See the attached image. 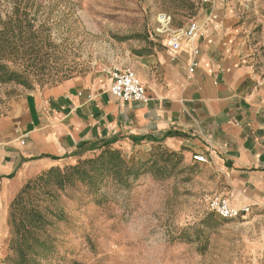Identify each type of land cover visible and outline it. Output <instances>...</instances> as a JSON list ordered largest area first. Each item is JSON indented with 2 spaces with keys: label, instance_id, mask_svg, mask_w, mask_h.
<instances>
[{
  "label": "rangeland",
  "instance_id": "1",
  "mask_svg": "<svg viewBox=\"0 0 264 264\" xmlns=\"http://www.w3.org/2000/svg\"><path fill=\"white\" fill-rule=\"evenodd\" d=\"M202 3L0 0V63L21 80L0 81V106L27 91L131 68L151 38H165L159 14L170 15L175 30L193 21ZM261 32L257 22L247 60L264 78ZM104 149L61 168L84 162L86 176L27 181L32 186L14 216L28 218V231L14 233L10 207L0 264H23L24 253L25 264H264V217L252 209L245 218L213 212L208 199L220 194L222 181L208 162L161 145L134 146L118 149L124 162L117 176L93 161Z\"/></svg>",
  "mask_w": 264,
  "mask_h": 264
},
{
  "label": "crops",
  "instance_id": "2",
  "mask_svg": "<svg viewBox=\"0 0 264 264\" xmlns=\"http://www.w3.org/2000/svg\"><path fill=\"white\" fill-rule=\"evenodd\" d=\"M262 14L264 0H203L192 19L198 35L178 52L167 35L151 38L130 63L147 102L113 95L110 75L27 91L0 106V243L28 180L107 147L161 145L188 161L203 154L218 171L220 194L262 219L264 78L247 60L257 22L264 38Z\"/></svg>",
  "mask_w": 264,
  "mask_h": 264
},
{
  "label": "built area",
  "instance_id": "3",
  "mask_svg": "<svg viewBox=\"0 0 264 264\" xmlns=\"http://www.w3.org/2000/svg\"><path fill=\"white\" fill-rule=\"evenodd\" d=\"M171 21L170 15L166 13L159 14L160 30L167 32L166 46L172 53H176L182 48L184 40L191 41L196 38L200 30V24L197 20H193L187 27L172 30L170 29ZM111 76L113 82L110 91L116 97L137 102H147L149 100L145 85L132 68L126 67L114 70L111 72ZM193 158L197 162H208V158L203 154H196ZM208 205L213 212L226 219L245 218L251 211L250 205L237 207L232 204L228 196L221 194L209 198Z\"/></svg>",
  "mask_w": 264,
  "mask_h": 264
},
{
  "label": "trees",
  "instance_id": "4",
  "mask_svg": "<svg viewBox=\"0 0 264 264\" xmlns=\"http://www.w3.org/2000/svg\"><path fill=\"white\" fill-rule=\"evenodd\" d=\"M18 76H19L18 72L11 71L8 69L7 65L0 63V81L2 82H10L13 80L21 81L20 78H18ZM173 154L175 155L174 152H171L169 156ZM93 161L102 162V166H101L102 169H104V165H107V168L113 169L115 173L117 174V176H121V171H120L121 165L120 164H122L124 161L122 160L121 152L118 149H112L110 147H107ZM83 164L84 162H80L79 164L72 166V167H68L66 169H61L60 167H52L44 171L42 174H40L36 178V181L37 182H40L41 180L45 181L47 177L57 175L60 178V183L63 184V181L68 178V176L72 173V171L74 173H79V174H83V176H86L89 174V171L83 169ZM127 169H128V172H127V175H128L129 173H131V168L127 167ZM31 183L32 182L30 181L24 186V188L21 190V192L19 193V195L16 197V199L13 201L11 205V210H12L11 219L13 222L12 226L14 228L13 231L16 234L22 235L23 233L28 231V218L26 217L25 220L23 219L21 220L20 218V222L24 221L21 224L20 222H16V217L14 215H15L16 208H18L17 206L22 205V201L24 200L25 194H27L28 190H30V187L32 186ZM26 243H27V240H26ZM19 247L22 249L21 243H19ZM21 262L23 264L26 263L25 253L22 256Z\"/></svg>",
  "mask_w": 264,
  "mask_h": 264
}]
</instances>
